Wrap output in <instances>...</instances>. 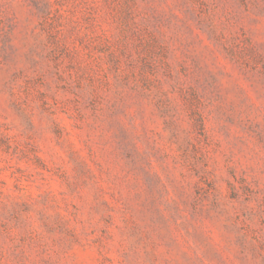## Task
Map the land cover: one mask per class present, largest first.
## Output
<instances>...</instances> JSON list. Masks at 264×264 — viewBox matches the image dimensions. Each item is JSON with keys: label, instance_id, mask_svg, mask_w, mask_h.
I'll return each mask as SVG.
<instances>
[{"label": "rangeland", "instance_id": "374dc122", "mask_svg": "<svg viewBox=\"0 0 264 264\" xmlns=\"http://www.w3.org/2000/svg\"><path fill=\"white\" fill-rule=\"evenodd\" d=\"M0 264H264V0H0Z\"/></svg>", "mask_w": 264, "mask_h": 264}]
</instances>
